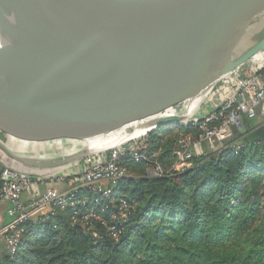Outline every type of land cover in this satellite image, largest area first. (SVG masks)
Returning <instances> with one entry per match:
<instances>
[{"label":"water","instance_id":"obj_1","mask_svg":"<svg viewBox=\"0 0 264 264\" xmlns=\"http://www.w3.org/2000/svg\"><path fill=\"white\" fill-rule=\"evenodd\" d=\"M0 8L86 26L132 51L84 93L75 92L78 86L11 88L0 73V133L28 142L89 139L130 112L140 114L145 103L161 112L190 102L239 66L250 67L249 60L264 50V0H0ZM184 117L153 118L145 126L183 123ZM252 139L264 142V126ZM0 151L15 160L1 141ZM86 156L87 150L71 159ZM2 167L0 161V173Z\"/></svg>","mask_w":264,"mask_h":264},{"label":"trees","instance_id":"obj_2","mask_svg":"<svg viewBox=\"0 0 264 264\" xmlns=\"http://www.w3.org/2000/svg\"><path fill=\"white\" fill-rule=\"evenodd\" d=\"M252 125L243 119V129ZM157 130L145 140L146 154L157 153L152 162L164 174L149 176L152 162L125 160L126 176L103 184L123 197V220L96 209L102 220L75 224L81 206L53 208V215L21 224L15 254L5 252L0 264H264V142L234 131L222 148L205 149L188 168L172 171L178 141L197 140L199 131Z\"/></svg>","mask_w":264,"mask_h":264},{"label":"built area","instance_id":"obj_3","mask_svg":"<svg viewBox=\"0 0 264 264\" xmlns=\"http://www.w3.org/2000/svg\"><path fill=\"white\" fill-rule=\"evenodd\" d=\"M254 59V64L245 68V72L240 73L235 69L222 78L218 82L219 85L216 83L210 88L207 94L212 95L207 101L208 108L204 116L198 117L201 108L198 105L189 116L190 119L183 123L167 125L175 130L180 125L184 127L190 125L199 131L197 140L191 135H186L178 141L179 148L174 152L172 171L188 168L193 156H200L203 153L202 144L214 151L222 148L234 131H243L244 118L254 119L257 109L264 107V50L251 58ZM177 108L185 115L182 103ZM174 114L181 115L179 112L178 114L173 112ZM216 121H219L218 125L209 126ZM9 139L14 142V139ZM59 141L61 144L52 146L64 149L73 147L75 154L86 149H76L75 140ZM144 141L123 143L111 150L71 160L61 165L56 173H49L44 179H37L25 167L18 168L8 163L4 157L1 158L3 167L0 173V205H8L6 214L10 217L9 223L0 227V239L5 244L6 252L11 256L15 254L23 231L21 228L23 222L35 217L53 215L55 213L53 208L63 210L75 206L79 199L77 193L81 190H99L106 187L103 184L116 186L126 176V169L122 165L125 160L134 163L152 162L156 154L151 156L146 154ZM152 163L153 167L148 171V175L162 176L164 171L161 166L156 162ZM58 182L65 183L64 190L55 191L51 184ZM41 185L47 186L44 191ZM106 191L110 192L111 188L108 187Z\"/></svg>","mask_w":264,"mask_h":264},{"label":"bare ground","instance_id":"obj_4","mask_svg":"<svg viewBox=\"0 0 264 264\" xmlns=\"http://www.w3.org/2000/svg\"><path fill=\"white\" fill-rule=\"evenodd\" d=\"M263 34L264 32L261 33ZM131 53L132 51L116 47L89 27L35 18L0 8V60H3L4 65V68H0V73L8 87L17 84L29 91L39 92L73 89L78 86L75 92L84 93L117 69ZM12 77L16 82H12ZM209 86L191 103L182 102L186 116L189 117L202 103L204 94L210 90ZM173 112L168 107L143 122L138 119L136 128L143 133L135 130V136H122L118 143L145 137L146 133L153 130L145 126L149 120L170 116ZM119 124L109 128L113 129ZM104 131L87 139L93 140L91 147H98L105 142L99 139L100 133ZM14 141L26 148L41 144L17 139Z\"/></svg>","mask_w":264,"mask_h":264},{"label":"rangeland","instance_id":"obj_5","mask_svg":"<svg viewBox=\"0 0 264 264\" xmlns=\"http://www.w3.org/2000/svg\"><path fill=\"white\" fill-rule=\"evenodd\" d=\"M255 59L254 60H249V64H254ZM245 68L246 65H241L239 66L238 69L239 72H245ZM219 85V83L217 84ZM212 94H204V98L202 100V103H200V111H199V115L200 116H204L205 113L207 112V108H208V104L207 101L210 99V96ZM184 103V102H183ZM179 104L176 105H172L170 108H172V110L174 112H176L178 114L183 115L184 113L180 110H178ZM146 107V105H144V108ZM178 111V112H177ZM131 115L135 117H137L140 120H142L140 117H143L144 115V111H142L140 114H135L133 112H131ZM176 115V114H174ZM137 118H133L130 116H124L121 119H119L116 123H120L117 127L116 130L112 131V132H108L107 134L103 135L102 137L100 136L99 139L104 140L105 142H102L101 144H99L98 147H91L90 144L93 143V140H87V139H82V140H75L76 143H74V145L76 146V149H84L85 146L87 147L86 149H88V152L90 155H94L96 153L99 152H103V151H107V150H111L114 149L115 147L119 146L120 144L123 143H128L131 141H142V140H146V138H148V133H146L145 137L142 138H137L135 140H130V141H123V143H118V141L120 140V138L125 135L128 136H135L133 135L135 130L137 131H141V134L143 133L142 130L136 128V124L138 119ZM143 118H147V115L144 116ZM188 120L190 119L188 116L185 115L184 120ZM123 120V121H122ZM104 129H102L101 131H103ZM157 133H160V131L153 130ZM151 131V132H153ZM145 142V141H144ZM6 148L7 151L11 152L15 157V160L20 163L23 164V166L21 167H25V169H27V171H37V172H42L43 170H45L46 174L48 173H52V172H57V168H59L61 165H64L68 162H70L72 159L71 157L73 155H75L74 151L75 150L73 147H68L67 149H64L63 147H53L51 144L47 143H41L40 145H36V147L34 148H26L21 146L18 142L11 141L12 146H10V144H8L7 142H1ZM146 145V144H145ZM205 145L202 144V148H204ZM85 149V150H86ZM154 153V152H153ZM157 156V153H154ZM5 152L0 151V156L4 157ZM45 174V175H46ZM55 191H59L58 189H56V187L54 188ZM107 187H102L101 189L99 188V190H81L80 191V196L78 199V202L76 205L81 206L80 209L83 211L82 214H84L80 219H73L72 222L75 224H80V223H84L86 224V221H88L87 219H96V220H102V216L97 214L96 209L100 210V213H104L106 210L110 211V216L111 219H118L123 220L126 217V206H125V202L122 199V196H117V194H115L112 190L110 192L106 191ZM118 197V198H116ZM84 209H83V208ZM78 209V208H77ZM81 211V212H82ZM80 211L78 210L74 215L76 217L79 215H82L81 213H79ZM91 227V226H90Z\"/></svg>","mask_w":264,"mask_h":264},{"label":"crops","instance_id":"obj_6","mask_svg":"<svg viewBox=\"0 0 264 264\" xmlns=\"http://www.w3.org/2000/svg\"><path fill=\"white\" fill-rule=\"evenodd\" d=\"M204 91V90H203ZM193 101V99L190 101V102H188V103H191ZM151 104V102H148V103H145V105H146V109L144 108V115H143V117L144 116H146L147 115V118L148 117H150V116H153V115H156V114H158L159 113V111H157V112H152V110L150 109V110H148L147 108L149 107V105ZM146 112V113H145ZM150 112V113H149ZM127 116H130V117H132L133 118V120H134V118H137V117H135V115L134 116H132L131 115V112L130 113H128L127 114ZM143 117H140L142 120H140V122H143V121H145L147 118H143ZM138 119V118H137ZM117 122V121H116ZM113 123V124H111L110 126H112V125H114V124H117V123ZM137 123H138V121H137ZM251 123H253V125H252V127L251 128H248V130L247 129H243L244 131H246L247 130V132H253V131H255V130H257V128H259V127H261V126H264V107H261V108H258L257 109V112H256V117L254 118V119H252L251 120ZM110 126H108V127H106V128H104V130H106V129H108ZM101 131V130H100ZM99 131V132H100ZM61 140V139H60ZM0 141L1 142H7L8 144H10V146H12V144H11V140L9 139V137H7V136H4V135H2L1 133H0ZM64 140H62V142H63ZM71 141H67V143H70ZM43 143H45V144H47V143H49V144H53V145H58V144H61V142L59 141V140H47V141H43ZM205 149H207V150H209L210 148L207 146V145H205V147L202 149V152L205 150ZM3 158V157H2ZM4 158L7 160V162L8 163H14V165L16 166V167H18V168H21V166L23 165V164H20V163H17V161L16 160H13L12 158H9L8 156H6V155H4ZM61 167V166H60ZM59 167V168H60ZM23 168V167H22ZM59 168H57V170L59 169ZM30 173H31V175H33L35 178H37V179H44V178H46V176H48L49 175V173L48 174H46V172H45V170H43L42 172H37L36 170L35 171H30ZM46 174V175H45ZM52 185V187L53 188H55L56 187V189H58L59 191L61 190H64L65 189V183H60V182H58V183H52L51 184ZM46 187L47 186H45V185H41V189H42V191H44L45 189H46ZM7 207H8V205H6V204H2V205H0V227H2L3 225H6V224H8L9 223V221H10V217L6 214V210H7ZM6 252V247H5V244H4V242L0 239V258H1V256L4 254Z\"/></svg>","mask_w":264,"mask_h":264}]
</instances>
